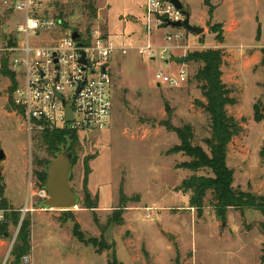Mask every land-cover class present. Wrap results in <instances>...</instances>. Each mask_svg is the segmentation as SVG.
Returning a JSON list of instances; mask_svg holds the SVG:
<instances>
[{"label": "rangeland", "instance_id": "obj_1", "mask_svg": "<svg viewBox=\"0 0 264 264\" xmlns=\"http://www.w3.org/2000/svg\"><path fill=\"white\" fill-rule=\"evenodd\" d=\"M180 1L192 15L190 23L204 28L202 35L158 26L154 18L149 23L143 12L148 0L54 1L55 10L62 12L71 27L100 25L120 46L132 49L127 55L117 54L110 63L113 110L109 127L76 131L79 139L70 183L80 203L72 210L39 208L45 199L37 172L44 169L40 162L53 158L38 139L39 133L30 137L24 120L6 107L11 105L10 87L0 80V146L6 154L0 162V209L10 210L9 215L28 208L24 219L32 223L29 257L18 262L11 256L20 227L10 226L7 237L0 234V264L9 252L10 261L17 264H108L114 251L123 264H264V215L231 208L223 221L213 206L212 192L205 198L201 215L191 209L192 192H185L184 182L194 172L179 167L190 159L171 152L180 141L164 125H190L193 144L210 153L206 145L211 137L209 115L196 105V101L206 102L194 79L202 64H181L177 59L191 52L223 49L209 23L238 20V37L227 41L232 47L228 53L223 49V81L237 101L228 113L243 128L229 145L228 166L235 172L234 188L264 196V120L256 122L254 110L259 106L264 115V0H213L216 10L211 20L206 0ZM167 34H179L182 39L168 42ZM147 44L171 48L163 60L159 56L153 60L138 52ZM159 71L173 75L185 71L188 81L178 88L159 85L155 78ZM87 158L93 159L85 184ZM86 190L97 209L84 208ZM121 192L129 201L119 213ZM119 216L123 218L120 225L113 221ZM76 223L86 238L103 236L111 250L98 253L80 243L73 235ZM164 233L174 239L169 241Z\"/></svg>", "mask_w": 264, "mask_h": 264}, {"label": "built area", "instance_id": "obj_2", "mask_svg": "<svg viewBox=\"0 0 264 264\" xmlns=\"http://www.w3.org/2000/svg\"><path fill=\"white\" fill-rule=\"evenodd\" d=\"M54 1L0 0V80L11 88L14 82L5 72L14 74L15 114L24 120L30 137L46 128L105 130L113 110L110 63L117 54L127 55L132 48L120 46L100 25L91 29L66 28L67 21L55 10ZM146 14L149 23L154 18L158 26L185 18L164 0H148ZM75 29L78 40L73 39ZM165 39L178 41L182 36L167 34ZM170 48L155 49L147 44L138 52L153 60L156 56L163 60ZM155 78L159 85L178 88L188 81V74L159 71ZM70 103L72 122L66 120ZM41 197H48L44 188ZM28 211L20 210L21 223ZM9 212L0 209V223ZM9 258L10 252L1 264H11Z\"/></svg>", "mask_w": 264, "mask_h": 264}, {"label": "trees", "instance_id": "obj_3", "mask_svg": "<svg viewBox=\"0 0 264 264\" xmlns=\"http://www.w3.org/2000/svg\"><path fill=\"white\" fill-rule=\"evenodd\" d=\"M213 0H206L205 5L209 8L208 14L210 20L213 18L215 6L212 4ZM62 12L60 16L62 17ZM63 18V17H62ZM210 25V30L216 34V41L218 43H224V30L222 24ZM165 24L163 27H166ZM66 28H69L68 23L65 24ZM262 63L264 67V48L262 49ZM224 51L223 49L206 50L191 52L185 59L184 63L196 62L201 63L202 66L198 69L194 79L199 85L200 90L203 93L205 103L202 101H196V105L203 108L209 115L211 137L206 140V145L210 149V153L205 151L201 146L194 145V131L190 125L182 128L173 126L170 122H165L164 125L171 132H174L180 141V145L171 150L172 153H182L188 157L190 161L184 162L179 167L185 170L194 172L188 180L184 182L185 192H192L190 200V208L196 209L201 215L203 208L205 207V198L208 192L213 193V206L216 210L218 218L225 221L227 219L228 210L233 208L236 210L253 209L257 210L264 215V196L256 195L251 192H245L239 188H234L235 172L228 166V148L235 137L241 134L243 131L240 123L228 113V107L236 105L237 101L231 96L232 92L227 84L223 82L222 66L224 63ZM6 75L10 76L14 82L13 87L9 89V103L15 111H17L14 105L12 94L15 89L14 74L7 71ZM255 120L260 123L264 120L262 114V108L255 106ZM21 112V111H20ZM42 145L46 148V151L54 159L57 154L63 150L64 146H69V151L74 153L75 157V145L78 143V135L76 131L68 128L52 129L46 128L43 132L37 134ZM262 157L264 159V149L262 150ZM93 158H87L84 163V183L87 184L91 170L89 162ZM51 161L45 160L40 162V165L44 166L41 172H37V177L41 183V187L44 188L46 183V171L45 168ZM200 172L205 174L199 175ZM129 199L121 192L120 209L116 212H121L126 207ZM4 206H7L5 201H2ZM84 208L89 210H95L98 208V204L91 200L90 193L86 190L84 199ZM118 214V213H117ZM0 223V234L3 237L9 235L10 226H14L19 229V233L16 242L13 246L11 256L18 262L29 257L31 246V220L24 219L21 223V212L18 210H12L11 214ZM116 224L123 223V218L119 216L113 220ZM21 224V225H20ZM74 237L87 246H92L98 250V253L104 251H110L111 245H109L104 237L86 238L85 234L80 230L79 224H75L73 230ZM262 261L264 262V247L262 250ZM11 261V264H17L15 261ZM108 264H123L118 261L116 253L114 251Z\"/></svg>", "mask_w": 264, "mask_h": 264}, {"label": "water", "instance_id": "obj_4", "mask_svg": "<svg viewBox=\"0 0 264 264\" xmlns=\"http://www.w3.org/2000/svg\"><path fill=\"white\" fill-rule=\"evenodd\" d=\"M172 4L177 10H180L184 15V20L177 22H168L166 27H173L179 29H185L189 33L196 34L198 36L204 33V28H201L190 23V12L185 9L184 4L180 0H164ZM80 38L78 30H74L73 39L78 40ZM86 64V62L83 60ZM168 63V60L165 61ZM184 59H177V63H183ZM72 103L67 105V117L68 122L73 121ZM9 110L13 111L11 105H7ZM170 109V106L166 105V111ZM6 160V154L0 146V162ZM74 154L69 151V146H64L63 150L57 154L49 165L46 166V183L44 189L47 192L48 198L45 199L39 206L40 209H57V210H72L78 208L80 203V196L76 190L71 186V176L73 170ZM1 176V171H0ZM165 237L170 241L174 239V235L164 233ZM15 240V239H14Z\"/></svg>", "mask_w": 264, "mask_h": 264}, {"label": "crops", "instance_id": "obj_5", "mask_svg": "<svg viewBox=\"0 0 264 264\" xmlns=\"http://www.w3.org/2000/svg\"><path fill=\"white\" fill-rule=\"evenodd\" d=\"M216 10V9H215ZM143 12L146 13V7L143 8ZM215 12V11H214ZM192 15L190 13V19H191ZM214 17V15H213ZM214 24H222L223 25V30H224V43L222 44L223 46V49H227V53L228 51L231 50V46H229L227 43V41H231L232 38H234L236 40V38L238 37V33H239V28H240V22L236 19H231L229 22H221V23H213L212 25ZM198 25V24H197ZM259 26V25H258ZM260 28V26L258 27V29ZM108 35H110L108 32H107ZM228 34L230 36H228ZM111 36V35H110ZM112 37V36H111ZM114 39V38H113ZM115 40V39H114ZM224 51V50H223ZM232 53V52H231ZM225 54V52H224ZM225 58V57H224ZM224 65V63H223ZM222 72H223V66H222ZM222 79H223V76H222ZM224 82V81H223ZM225 83V82H224ZM18 211V210H17ZM26 259V258H25Z\"/></svg>", "mask_w": 264, "mask_h": 264}]
</instances>
